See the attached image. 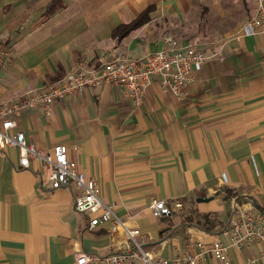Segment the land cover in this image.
I'll return each instance as SVG.
<instances>
[{
    "label": "crops",
    "instance_id": "1",
    "mask_svg": "<svg viewBox=\"0 0 264 264\" xmlns=\"http://www.w3.org/2000/svg\"><path fill=\"white\" fill-rule=\"evenodd\" d=\"M53 1L0 0V37L15 47L1 73L0 107L49 90L81 64L160 50L167 36L202 43L209 56L179 95L155 79L135 107L107 82L55 102L50 114L22 109L13 132L42 151L66 143L154 253L182 254L190 240L230 244L235 202L264 212V33L243 32L259 0H58L49 14ZM147 7L150 18L117 41L114 30ZM214 48L222 53L210 55ZM48 172L34 160L21 166L18 147L0 149V264H78L82 252H121L125 231L104 220L89 229L98 213L77 211L80 189L53 187ZM153 199L183 208L156 216ZM207 214L218 219L213 231L198 226ZM251 252L257 246L231 247V264H247ZM206 264L222 262L208 253Z\"/></svg>",
    "mask_w": 264,
    "mask_h": 264
},
{
    "label": "built area",
    "instance_id": "2",
    "mask_svg": "<svg viewBox=\"0 0 264 264\" xmlns=\"http://www.w3.org/2000/svg\"><path fill=\"white\" fill-rule=\"evenodd\" d=\"M243 32L264 33L263 0H259L256 12L244 24ZM208 53L202 43L192 41L183 46L176 38L167 36L166 45L160 50L142 57L123 56L109 60L98 68L88 69L81 64L49 90L29 93L0 107V149L18 147L20 164L26 168L31 167L32 160L39 162L48 169V178L53 187L65 184L77 186L80 194L75 200L76 210L86 214L98 213L90 220L89 229H93L101 220L111 221L112 232L122 228L127 235L121 252L106 256L82 252L77 256L78 264H206L208 253H212L222 264H231V247L243 251L253 245L257 246L258 252L248 253L247 264H264V212L254 213L235 202V211L226 231L231 236L230 244H225L220 238L212 242L190 240L182 254L173 257L156 254L143 245L140 228L128 225L116 213L114 203L102 199V189L97 180L88 177L79 168L77 160L70 156L66 143L59 142L51 149L42 151L34 143L27 142L24 131L13 132L15 115L22 109L42 107L50 114L55 102L107 82L120 86L135 107L143 103L147 88L155 79L164 89L179 95L183 86L192 79V71L202 67ZM221 53V48L210 51L212 56ZM14 55L13 44L0 37V77ZM151 207L154 215L163 216L183 208V202L179 200L170 205L165 199H153Z\"/></svg>",
    "mask_w": 264,
    "mask_h": 264
},
{
    "label": "trees",
    "instance_id": "3",
    "mask_svg": "<svg viewBox=\"0 0 264 264\" xmlns=\"http://www.w3.org/2000/svg\"><path fill=\"white\" fill-rule=\"evenodd\" d=\"M60 1L54 0L48 7L47 13H53L55 12L61 5ZM150 7H147L144 11H142L134 20H132L129 23H122L120 24L115 30H114V35L118 38L117 41H119L122 37L125 35L129 34L132 30L138 28L141 24L146 22L150 16ZM216 221L218 219L216 217H212L211 214H207L204 216V221H199L198 226L208 230V231H213L214 226L216 224ZM226 228V227H224Z\"/></svg>",
    "mask_w": 264,
    "mask_h": 264
},
{
    "label": "water",
    "instance_id": "4",
    "mask_svg": "<svg viewBox=\"0 0 264 264\" xmlns=\"http://www.w3.org/2000/svg\"><path fill=\"white\" fill-rule=\"evenodd\" d=\"M208 199V198H207Z\"/></svg>",
    "mask_w": 264,
    "mask_h": 264
}]
</instances>
